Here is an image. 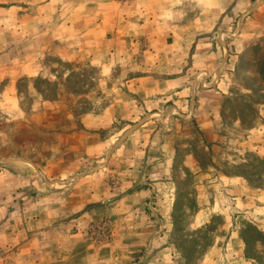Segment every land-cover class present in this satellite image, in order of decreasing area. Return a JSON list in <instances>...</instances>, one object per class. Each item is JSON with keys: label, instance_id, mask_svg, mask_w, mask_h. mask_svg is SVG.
<instances>
[{"label": "rangeland", "instance_id": "rangeland-1", "mask_svg": "<svg viewBox=\"0 0 264 264\" xmlns=\"http://www.w3.org/2000/svg\"><path fill=\"white\" fill-rule=\"evenodd\" d=\"M23 1L0 0V264H264V0H154L202 17L151 38L109 0L125 35L98 48Z\"/></svg>", "mask_w": 264, "mask_h": 264}, {"label": "crops", "instance_id": "crops-1", "mask_svg": "<svg viewBox=\"0 0 264 264\" xmlns=\"http://www.w3.org/2000/svg\"><path fill=\"white\" fill-rule=\"evenodd\" d=\"M152 1L151 0H131L130 9L133 11L132 16H135V18L144 22L143 24L139 22L136 28H134L135 32L133 34V37L140 38L144 36L145 34L147 38H151V36L149 35L151 31L154 29L155 25H157L158 27L161 26V22L155 21V20H160V19L163 20V18L171 19L170 26H172V28L170 29L172 30L175 28H180V27H183L184 29L191 28L193 27L191 25L195 23L194 21H196L197 18L201 20L202 16L199 13L197 14V18L194 19L193 17H187L185 18V23L183 24L178 23V25H176V23H174L175 21H172V19L178 18V16L181 13V9H179L180 7L178 8L174 7L175 4H172L171 6L166 4V6L164 7L162 4L154 2V0ZM181 2H183V4L185 5L184 0H181ZM21 3L26 4L27 1H23ZM28 3H32V6H27L26 4L23 7V9L25 10L23 14H25L26 12L32 11V14H33L32 18H34L35 20V25H36V21L38 22L37 23L38 25L40 24L43 17L46 16L44 14L47 13V10L50 13V15L55 12L62 13L64 11V8L60 5L64 3L66 5H69L66 8V12H63L65 13L66 18L71 17L72 19L75 18V19L84 20L85 26H82L81 28H69L70 26H66L67 28H64V29H68V30H64L65 32V34H63L64 40L69 39V38H72V39L77 38L78 40H83L82 41L83 43L88 41L89 45H91V47L94 48L96 46H102L106 44L107 42H111V41H108V39H106L108 38L109 33H112L113 35L118 34L119 38L125 35L124 31L119 29L120 26L117 28L114 26L113 21L105 19L106 18L105 16L110 10L111 3H113L112 1H109V0H35V2H28ZM165 3L166 2H163V4ZM23 14L20 13L19 16H17L19 23L21 22L20 16H22ZM100 14L102 18H100ZM204 18H208L210 23H212V21L213 23H215L217 19V14L212 13L211 11L209 13V16H205ZM163 26H165V24ZM18 28H19V31H18L19 33L26 32L25 30H22L23 28L21 26H18ZM53 31L55 35H58L59 33L58 30L57 31L56 29L50 30V32H53ZM68 31H69V35L70 33H72V36H70L69 38L65 37V35H68ZM170 36L171 35L167 34V36L165 37L166 42L169 41L168 38ZM180 37H181L180 40L182 42L185 41L184 40L185 36L184 37L180 36ZM56 38L58 37L56 36ZM85 46L86 45H84L83 50H88L89 48H91V47L85 48ZM71 49L72 51H74L73 48ZM11 65L12 64L9 63V67ZM12 68L17 69L16 67H12ZM10 81L12 82L13 80L10 79ZM209 109L211 110L213 108L208 107L206 110H209ZM143 192L145 193L144 195H147L145 191ZM37 227L38 226L35 225V228ZM37 233L38 232H32L28 234L27 236H25L23 244L21 245V248H19V254L21 255L23 254L25 259L29 257L28 249L31 246L33 247L37 246V243L35 244L33 242V239L36 237L35 234ZM37 252L38 250H36V253Z\"/></svg>", "mask_w": 264, "mask_h": 264}, {"label": "trees", "instance_id": "trees-1", "mask_svg": "<svg viewBox=\"0 0 264 264\" xmlns=\"http://www.w3.org/2000/svg\"><path fill=\"white\" fill-rule=\"evenodd\" d=\"M257 235H258L259 239L263 240V243H264V232L258 231ZM244 240H245V243L247 244V242H248L247 238H244Z\"/></svg>", "mask_w": 264, "mask_h": 264}]
</instances>
